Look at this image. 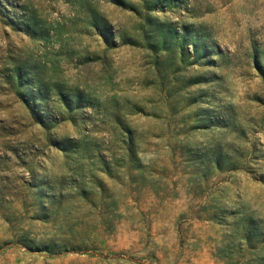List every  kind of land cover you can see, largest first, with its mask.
<instances>
[{
  "label": "rangeland",
  "instance_id": "rangeland-1",
  "mask_svg": "<svg viewBox=\"0 0 264 264\" xmlns=\"http://www.w3.org/2000/svg\"><path fill=\"white\" fill-rule=\"evenodd\" d=\"M0 264H264V0H0Z\"/></svg>",
  "mask_w": 264,
  "mask_h": 264
}]
</instances>
